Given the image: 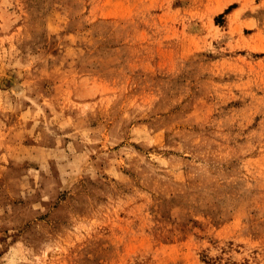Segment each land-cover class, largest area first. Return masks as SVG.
Returning <instances> with one entry per match:
<instances>
[{
  "label": "rangeland",
  "instance_id": "374dc122",
  "mask_svg": "<svg viewBox=\"0 0 264 264\" xmlns=\"http://www.w3.org/2000/svg\"><path fill=\"white\" fill-rule=\"evenodd\" d=\"M0 264H264V0H0Z\"/></svg>",
  "mask_w": 264,
  "mask_h": 264
}]
</instances>
